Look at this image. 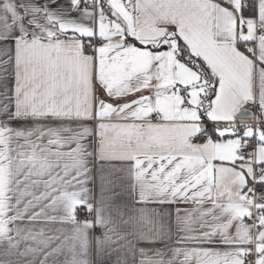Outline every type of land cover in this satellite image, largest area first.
<instances>
[{
	"label": "snow or ice",
	"instance_id": "1",
	"mask_svg": "<svg viewBox=\"0 0 264 264\" xmlns=\"http://www.w3.org/2000/svg\"><path fill=\"white\" fill-rule=\"evenodd\" d=\"M0 264H264V0H0Z\"/></svg>",
	"mask_w": 264,
	"mask_h": 264
}]
</instances>
